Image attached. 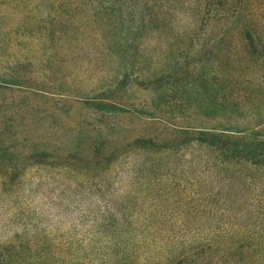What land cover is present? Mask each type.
<instances>
[{"label": "rangeland", "instance_id": "374dc122", "mask_svg": "<svg viewBox=\"0 0 264 264\" xmlns=\"http://www.w3.org/2000/svg\"><path fill=\"white\" fill-rule=\"evenodd\" d=\"M149 12L142 0H0V248L119 264L115 248L207 239V264H264V168L239 183L185 146L219 121L264 120V100L222 101L213 71L193 72L204 28L186 41L179 6L148 34Z\"/></svg>", "mask_w": 264, "mask_h": 264}, {"label": "trees", "instance_id": "16d2710c", "mask_svg": "<svg viewBox=\"0 0 264 264\" xmlns=\"http://www.w3.org/2000/svg\"><path fill=\"white\" fill-rule=\"evenodd\" d=\"M260 2L264 0H142V5L150 10L146 33L164 30L166 18L177 12L179 6L185 9L190 20L184 31L185 40L191 41L204 28L202 48L192 61L193 72L205 68L213 71L220 99L233 100L236 107L248 109L253 101L262 104L264 100V3L259 8ZM135 36L133 33L132 37ZM232 40L236 42L233 49ZM179 49H174L173 57L180 53ZM263 130V119L251 123L235 119L219 121L213 129L194 130V137L186 139L185 146L209 151L222 169L220 175L223 169L232 168L237 181L245 183L249 176L246 173L264 168V134H260ZM147 144L157 151L165 149L161 141L159 144L149 139ZM200 240L197 246L178 250L156 247V252L144 251L142 255L130 253L125 247L113 251L119 264H160L163 260L167 264H207L214 256L212 243ZM48 261L45 252L35 256L16 241L0 248V264H48Z\"/></svg>", "mask_w": 264, "mask_h": 264}]
</instances>
